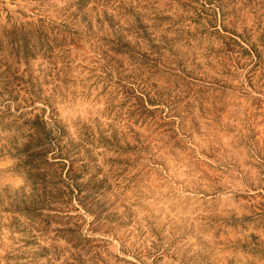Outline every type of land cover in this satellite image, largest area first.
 <instances>
[{"label": "rangeland", "instance_id": "obj_1", "mask_svg": "<svg viewBox=\"0 0 264 264\" xmlns=\"http://www.w3.org/2000/svg\"><path fill=\"white\" fill-rule=\"evenodd\" d=\"M0 264H264V0H0Z\"/></svg>", "mask_w": 264, "mask_h": 264}, {"label": "clouds", "instance_id": "obj_2", "mask_svg": "<svg viewBox=\"0 0 264 264\" xmlns=\"http://www.w3.org/2000/svg\"><path fill=\"white\" fill-rule=\"evenodd\" d=\"M15 161L12 160L11 158H4L0 159V169H10L15 166ZM0 180H2L3 183L5 184H11L15 187H19L25 183V178L21 175H13L11 173L0 177Z\"/></svg>", "mask_w": 264, "mask_h": 264}]
</instances>
